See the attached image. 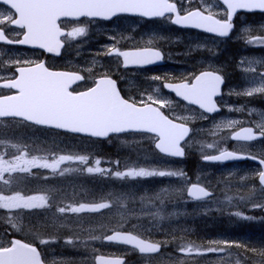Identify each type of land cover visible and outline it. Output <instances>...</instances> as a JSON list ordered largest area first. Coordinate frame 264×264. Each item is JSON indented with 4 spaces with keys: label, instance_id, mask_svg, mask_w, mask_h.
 <instances>
[{
    "label": "rangeland",
    "instance_id": "1",
    "mask_svg": "<svg viewBox=\"0 0 264 264\" xmlns=\"http://www.w3.org/2000/svg\"><path fill=\"white\" fill-rule=\"evenodd\" d=\"M172 1L179 5L183 13L193 8H200L218 17H225L222 6L216 0ZM73 27H84L85 34L66 40L65 69L79 71L85 74L89 81L94 75H121L118 80L124 91L138 95L143 102H150L149 97L152 100L164 102L165 107L161 109L172 119L186 124L195 121L204 123L205 120L193 108L185 106L167 94L162 88V83L180 79L181 75L177 73L176 67H182L181 74L190 76L189 71L194 64L199 69H218V66L210 65L211 59L215 62L220 58L224 60L220 61V65L223 64V67L229 69L231 75L229 86L220 100L225 105V118L220 119L216 124L211 122L207 125H195L192 137L184 144L189 153H192V145L195 148L197 144L201 146L206 144V148L197 152L203 155L220 151L224 144L230 141V134L241 128L244 123L251 124L255 131L262 133L264 92H254L251 96L244 93L264 87V81L256 84L257 82L253 80L254 77H260L258 73L264 72V44L257 41L258 36L264 37V16L240 17V26L233 37L236 46L232 49L239 58L237 61L233 60L234 55H226L222 51L214 54L216 45L211 40L175 29L170 24L169 18L151 23L129 19H120L112 23L65 22V29L71 31ZM249 41L252 42L249 43ZM76 46L80 47L79 51L75 49ZM144 47H153L163 52L166 66L159 70H126L120 68L118 58L107 54L109 48L125 50ZM29 57V52L22 50L0 49L2 59L0 79L8 74L6 68L17 65L19 61ZM156 105L159 107L158 103ZM230 122L233 123V127L228 128L227 125ZM10 133L11 135L4 134L0 137V142L2 140L8 143L19 141L17 149L20 147L39 149L49 145L47 148L59 150L56 158L53 159H58L60 155L87 156L88 154L84 152L93 149L92 145L83 142L73 144L68 140H65V146L60 148L54 146L55 138L51 141L41 140V135L34 131H25L19 135L14 131ZM151 141L152 138L145 135H132L118 142L120 147L127 148L129 144L150 143ZM210 144L214 147H208ZM8 149L12 150L13 145L10 144L8 148L6 146L3 148L0 144V155L5 158L3 151H8ZM233 149L238 153L258 159L264 157V139L259 143L234 145ZM21 152L26 153V151ZM21 152L17 151L14 156H10L9 160H13L16 155H22ZM144 154L148 157L147 152ZM151 154L153 155L149 163L147 161L136 163L133 168L143 167L182 172V169L172 160L155 157L154 152ZM26 158L31 159L32 157ZM74 163L78 164V161H65L67 166ZM61 165L62 163L59 168L65 169V166ZM77 168L78 166L75 165L70 170V174L79 178L76 174ZM130 168L132 167H128ZM44 170L52 172L50 169ZM33 171H40V168H33L30 172ZM195 172L197 174L195 183L209 186L208 188L218 187V191L214 190L216 197L199 203L188 201L185 198V191L188 186L186 181L190 179L183 177L153 176L150 179L126 177L123 179L127 183L124 186L126 190L118 189V192L86 185L65 184V187H60L58 192L67 191L66 202L70 206L79 207L82 203L93 205L114 202L113 206L116 209L105 211L104 208L96 212L74 213L72 219L76 221L68 224L65 219H61L65 222L63 226L56 214L46 209H24L22 210L24 214L20 216L12 215V212H18L16 209H9L11 213L0 217V224L12 226L8 228L15 229L16 234L24 235L30 232L46 235L47 244L38 242L46 264H94L96 256L124 257L129 254H131V261H137V256L131 253L130 249L102 242V237L113 231H128L143 239L163 243L164 252L150 259V264H247L242 260L244 252L249 253L246 249L251 251L250 248H255L254 242L264 246V218L258 215L264 206V190L256 183L260 168L247 164L207 166L200 163ZM27 174L29 172L11 174V182L18 183L17 186L21 188L19 192L22 194L46 193L48 195L51 191H55L53 187L52 189L47 188V184L53 177L45 181L29 182L25 178ZM45 174L50 175L49 172ZM73 177L65 175V182ZM118 178L114 180L107 178V182L111 185L115 184ZM55 180L60 182L62 179L56 178ZM98 180L105 183L101 177ZM224 180H227L228 184ZM157 181L158 186L153 189L151 187L148 191V183L152 186ZM89 183L91 184L92 181ZM78 184H81L80 181ZM5 190L7 194L8 191ZM224 193H226L227 201L220 198ZM239 199L241 205L237 206L236 202ZM248 199L249 203L247 202L246 207L243 204ZM227 217L232 219V222L225 224ZM63 228L65 232L69 230L76 234L80 233L81 240L87 241L89 235L87 244L76 248L61 244L64 241L63 236L58 240L55 238L63 233ZM88 231L91 233L88 234ZM257 233H262V235H256ZM251 234H253L251 239H248ZM3 244L4 241L0 236V247ZM181 248L185 251L181 252ZM188 248L192 251L188 252ZM210 249L222 250L210 251ZM238 251L243 253H238ZM260 251L264 252V247Z\"/></svg>",
    "mask_w": 264,
    "mask_h": 264
},
{
    "label": "snow or ice",
    "instance_id": "2",
    "mask_svg": "<svg viewBox=\"0 0 264 264\" xmlns=\"http://www.w3.org/2000/svg\"><path fill=\"white\" fill-rule=\"evenodd\" d=\"M8 5L11 10L7 16L0 18V25L24 30L17 35L22 39L13 41L6 36L7 29L0 26V41L5 43H18L31 45L46 50L49 53L60 54L59 50L64 46L65 41L61 37L76 38L85 34L84 27H73L71 31L65 32L59 21L89 19H111L120 14L138 15L141 17H164L168 13H175L173 23L182 26H189L203 29L208 33L219 36H228L232 28L231 20L237 9L248 11H264V0H221L225 6L226 17L215 18L212 14L205 15L200 10H191L181 15L177 12V5L170 0H0ZM43 5L52 9L48 14L36 10V5ZM171 19V17H169ZM46 23V28L44 27ZM259 43L264 44V37H257ZM252 41H249L251 43ZM108 55L122 57L123 65L146 66L161 59L160 51L150 48L126 50L109 48ZM26 63H31L27 62ZM43 68L46 73L66 77L65 81H53L51 96H47L43 89L37 86V74L35 69ZM251 70V69H250ZM18 76L11 78L2 87L14 90L13 93L0 96V117H14L36 125L51 126L67 130L73 133L88 134L93 137L106 138L110 134H119L127 131L143 132L154 134L156 137L155 148L161 153L172 157H183L185 148L182 141L189 133L188 127L182 123H176L169 116L165 115L160 108L165 107L164 102L152 100L145 105L137 106L135 102L123 98L117 89L116 82L110 78H101L95 82V86L88 90L75 92L70 90L72 85L85 77L72 72L56 73L45 67L44 63H35L34 66L22 70L16 68ZM261 80H264V72L258 73ZM159 79V77H156ZM222 77L212 71H204L194 77V82L180 84H164L165 88L171 89L177 97L182 98L189 104L197 105L208 113L219 111L215 97L221 94ZM254 92H264V87L247 91L245 95H253ZM84 98V99H81ZM107 100L110 106L105 110L95 107L97 100ZM10 101V103H4ZM51 101V102H49ZM159 104V108L151 106ZM228 128L233 127L230 122ZM264 135V125H261ZM257 138V134L251 127H245L235 132L231 139L251 141ZM214 147V145H208ZM27 153L16 155L13 160L4 159L0 155V180L4 185L11 183V174L15 172H30L33 168L50 169L53 173L59 171L60 175L71 169H60L59 165L65 161H78L80 164H88L87 156L60 155L58 159L49 162L47 156L26 158ZM209 161H226L238 159L232 151H220L219 155H205ZM256 159V157H249ZM259 163L264 165V157L259 158ZM100 161L96 160L97 167H87L88 173L105 172L99 168ZM8 173V179L4 178ZM116 177H183L181 171H163L147 169L143 167L130 168L127 171L114 172ZM259 181L264 185V170L259 172ZM5 189H0V209H36L48 206L46 195L22 194L19 191L13 194H5ZM188 195L194 199H202L210 195L203 187L192 185L188 189ZM109 207L108 203H97L93 205L80 204L79 207H60L58 211L65 213L70 211L80 213L84 211L96 212ZM240 215V213H236ZM108 241L131 245L141 253H155L159 251L158 243L147 242L137 238L136 235L115 232L105 237ZM69 243L72 241L69 240ZM41 243H47L42 240ZM222 249H210V251H221ZM181 252L185 249L181 248ZM188 252L192 249L188 248ZM0 253H8L7 256L0 255V264H43L41 256L36 247L22 243L20 240H13L8 246L0 247ZM264 254V253H262ZM103 264H122L120 260L104 261Z\"/></svg>",
    "mask_w": 264,
    "mask_h": 264
},
{
    "label": "flooded vegetation",
    "instance_id": "3",
    "mask_svg": "<svg viewBox=\"0 0 264 264\" xmlns=\"http://www.w3.org/2000/svg\"><path fill=\"white\" fill-rule=\"evenodd\" d=\"M264 16V14H256V13H250V14H246V13H240L239 15H237L234 19V31L232 32V34L226 38V39H222V38H218V37H214V36H209V35H205L202 33H197V32H192L194 34H197V36H200L201 38H206L211 40L215 45V49H214V54L219 53L222 51V53L224 52L226 55H234L232 58L234 61H237L239 58L237 55L234 54V49L235 48V43L233 41V37L236 34V31L238 29V27L240 26V16ZM226 17V16H225ZM224 17V18H225ZM220 18V17H217ZM224 18H220V19H224ZM62 29L65 31V20H63L61 23ZM4 28L7 29L6 31V35L14 40L17 41L19 39L22 38L21 35H17V33H21L23 32V30L21 29H17L14 27H11L7 24L5 25H0ZM7 26H9V29L7 28ZM9 30L11 32V35L9 33ZM63 40L65 41V37H63ZM18 50H22L25 51L26 53L29 52L30 57L29 58H24L22 61H19L20 63L17 65H12L11 67L6 68L8 70V74L9 76H5L3 78L0 79V96L2 95H8L13 93L14 91L12 90H6L2 87V83L3 82H7L8 80H10L13 77H16L17 74L15 72L16 68H21V67H28V66H33L35 63H40V62H44L45 66L50 69V70H63L65 71V43H64V47H63V51H62V56L59 58H54L52 56H46L45 54H43L41 51H35V50H29L27 51V49H23L22 47H17ZM4 58V57H3ZM2 61V59L0 58V62ZM27 62H31V63H26ZM220 61H224L222 58H220L219 61H214L213 59H211L210 65H216L219 68L218 69H199L197 67V65H192L193 68L190 69V73L192 75V79H194L195 76H197L199 73L204 72V71H212L213 73H216L218 75H220L222 77L223 80V88H222V97L224 96V93L226 91V89L229 86L230 80H231V75H230V70L226 69V67H223V64L220 65ZM229 70V71H228ZM5 71V70H3ZM182 72L181 67H179V70L177 73ZM38 88L42 89V87L44 86H48L47 84H43V83H37ZM219 111L216 114L213 115H206L205 119L208 122H214V123H219V119H221L222 117H224L226 111L224 109V105L223 103L219 100ZM247 125L246 123L243 124V126ZM0 128H4V130H6V133L11 135V131H14V133H17V135L22 134V132L25 131H30V130H48L50 131V129L48 127L45 126H39L27 121H23L21 119H14V118H9V119H0ZM62 134V133H60ZM64 135V134H62ZM30 138V137H29ZM43 138L45 140H49L48 138V134L46 133L45 136H43ZM62 145L65 146V138L61 139ZM15 143H20L19 141H15ZM233 145H239L242 143H230ZM24 151H26L27 153V157H42V156H47L48 160L53 158V153H48L47 152V146L44 147V149L38 153L35 154L33 151L31 152V149L28 148H24ZM23 154V153H21ZM63 164H65V162H63ZM70 171L64 172L63 175H60L59 173L53 174V175H47L44 173H33V172H29V174H27L25 177H41V178H49L51 176H59L62 177L65 183V174H69ZM65 187V186H64ZM49 199L54 198L53 194H48L46 195ZM60 197L62 198L64 204H65V197H67V194L64 192H61ZM65 207V206H64ZM62 219H65V213H62ZM131 253H133L134 255L137 256L138 260H130L131 254L129 255H125V264H150V258L152 257H144V256H140L137 253H135V251L131 250ZM126 259H128L129 261H127ZM146 262V263H144Z\"/></svg>",
    "mask_w": 264,
    "mask_h": 264
},
{
    "label": "water",
    "instance_id": "4",
    "mask_svg": "<svg viewBox=\"0 0 264 264\" xmlns=\"http://www.w3.org/2000/svg\"><path fill=\"white\" fill-rule=\"evenodd\" d=\"M220 2H221V0H219ZM222 3V2H221ZM36 10L37 11H39V12H41V13H44V14H48V13H50L51 11H53L52 9H48V8H46V7H44L43 5H39V4H37L36 6ZM239 11H248V10H244V9H237L234 13H233V16L237 13V12H239ZM252 11H260V10H252ZM264 12V11H263ZM120 15H129V16H136V17H141V16H138V15H130V14H120ZM166 15H172L173 16V19L172 20H174L175 18H176V14L175 13H168V14H166ZM165 15V16H166ZM118 16V15H117ZM116 17V16H115ZM114 18V17H113ZM113 18H111V19H113ZM144 18H149V17H144ZM153 18H156V17H153ZM233 18V17H232ZM82 19V18H81ZM89 19V18H88ZM96 19H99V20H105V21H109V20H111V19H100V18H96ZM150 19V18H149ZM74 21H76V20H74ZM173 24H175V23H173ZM175 25H177V26H179V27H183V28H193V27H189V26H182V25H179V24H175ZM45 28H46V23H45ZM198 30H202V31H204L203 29H198ZM22 45V44H21ZM25 46H28V47H30V48H37V49H40V50H43L47 55H54V56H59V55H57V54H55V53H49V52H47L46 50H44V49H41V48H39V47H33V46H31V45H25ZM61 50V49H60ZM60 50H59V52H60ZM122 58V57H121ZM123 62V61H122ZM162 64V62H161V59L160 60H158V61H156V62H154V63H152V64H150V65H146V66H127L126 68H128V67H147V66H154V65H161ZM124 66V65H123ZM125 67V66H124ZM35 71V73L37 74V75H42V74H44V73H46L45 71H40V70H38V68L37 69H35L34 70ZM54 75V74H53ZM61 76H57V75H54V80H57L58 78H60ZM67 78L65 77V80H66ZM79 82V81H78ZM78 82H76V83H78ZM76 83H74V84H76ZM167 91H169V92H172V93H174L171 89H169V88H165ZM47 94V98L48 97H50L51 96V94L50 93H46ZM219 96V95H218ZM218 96H216V97H218ZM215 97V98H216ZM180 98V97H179ZM214 98V99H215ZM81 99H84V98H81ZM182 99V98H181ZM49 102H51V101H49ZM4 103H10V101H5ZM110 106V102L109 101H107V100H103V99H101V100H97L96 102H95V107L97 108V109H99V110H105V109H107L108 107ZM195 106H197V105H195ZM198 107V106H197ZM199 108V107H198ZM203 110V109H202ZM206 112V111H205ZM61 130H63V129H61ZM64 131H66V132H69V133H72V134H77V135H82V136H91V135H88V134H81V133H73V132H70V131H67V130H64ZM127 132H133V131H127ZM127 132H123V133H127ZM119 134H122V133H119ZM150 134V133H149ZM110 135H113V134H110ZM151 135H154V134H151ZM188 136V135H187ZM186 136V137H187ZM91 137H93V136H91ZM185 137V138H186ZM97 138H101V139H104L103 137H97ZM107 138V137H106ZM258 138H260V136H257V138L256 139H258ZM255 140V139H254ZM241 141H243V140H241ZM252 141V140H251ZM183 142V141H182ZM158 152H160L158 149H156ZM161 153V152H160ZM161 154H163V153H161ZM163 155H165V154H163ZM165 156H167V157H171V158H175V159H182L181 157H172V156H168V155H165ZM238 157H241V158H238V159H230V160H226V161H209V160H206V162H210V163H232V162H243V161H246V160H248V161H251V162H254V163H256V164H258V165H260V167H261V169L262 170H264V165H261L260 163H259V160H257V159H252V158H249V157H245V156H241V155H237ZM259 184L264 188V185H262L261 183H260V181H259ZM198 187H200V186H198ZM187 196L189 197V198H192V199H194L193 197H190L189 195H188V192H187ZM209 196V195H208ZM208 196H206V197H208ZM206 197H203V198H206ZM202 198V199H203ZM263 211H264V209H263ZM113 234H115V233H113ZM113 234H111V235H113ZM123 234H126V233H123ZM105 242H107V243H116V244H122V245H126V244H123V243H117V242H111V241H108L107 239H105L104 240ZM127 246H130V247H133V246H131V245H127ZM159 250H160V248H159ZM159 252V251H158ZM158 252H155V253H144V254H156V253H158ZM141 253V252H140ZM0 255H5V256H7L8 255V253H0ZM114 260H119V259H111V258H104V257H98V258H96V264H103V262L104 261H114ZM121 261V260H120ZM122 262V261H121Z\"/></svg>",
    "mask_w": 264,
    "mask_h": 264
},
{
    "label": "trees",
    "instance_id": "5",
    "mask_svg": "<svg viewBox=\"0 0 264 264\" xmlns=\"http://www.w3.org/2000/svg\"><path fill=\"white\" fill-rule=\"evenodd\" d=\"M104 151H105V148H103L102 150L100 149L99 150V155L100 154H104ZM97 153V152H96ZM106 153H108V154H112V152L111 151H106ZM120 152H118V150L117 151H115V155L116 154H119ZM91 154H94L93 152L91 153ZM124 158H126V160L128 159V157L124 154ZM104 159V158H103ZM187 166H186V168H188V169H191V170H193V169H195V165H196V161L195 160H193V159H191V158H188L187 159ZM189 162V163H188ZM185 163V162H184ZM183 168H185V166L183 167ZM103 169V168H102ZM106 170V169H105ZM99 177H101L103 180H105V183H103V182H101L100 180H98V178ZM91 178L93 179V180H95L96 179V183H95V185H94V187H93V185L92 184H88L87 183V179L88 178H85V183H83V185H86V186H89V187H93V188H96V187H106V189H108V188H112V185L109 183L108 184V182H107V178H110V179H112V180H114V177L111 175V174H108L107 173V171H105V172H103V173H101V174H99L98 176H91ZM82 185V186H83ZM126 185V184H125ZM115 188H116V190H117V192H118V189L119 190H122V191H125L126 190V188L124 187V185H122L121 183H118L117 182V184H115ZM125 189V190H124ZM260 228H262V227H260ZM248 230V229H247ZM251 232V231H250ZM68 232H65V235L67 234ZM252 233V232H251ZM252 235L253 234H251L249 237H248V239H251V237H252ZM256 235H262V233H257ZM57 237H61V236H57ZM255 243V248H250L251 249V251H249L248 249H246L249 253H245L244 252V258H245V261H246V263L247 264H264V254H262V253H264V252H262V251H260V249L261 248H263L264 246H263V244H261V243H257V242H254ZM248 248V247H247ZM243 253V252H242Z\"/></svg>",
    "mask_w": 264,
    "mask_h": 264
},
{
    "label": "bare ground",
    "instance_id": "6",
    "mask_svg": "<svg viewBox=\"0 0 264 264\" xmlns=\"http://www.w3.org/2000/svg\"><path fill=\"white\" fill-rule=\"evenodd\" d=\"M253 80L257 82L256 84H260L263 82L260 77H254Z\"/></svg>",
    "mask_w": 264,
    "mask_h": 264
}]
</instances>
